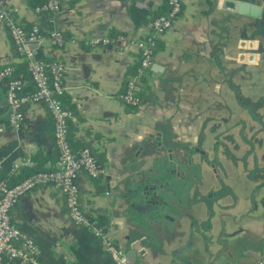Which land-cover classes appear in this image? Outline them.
<instances>
[{
	"label": "crops",
	"instance_id": "crops-1",
	"mask_svg": "<svg viewBox=\"0 0 264 264\" xmlns=\"http://www.w3.org/2000/svg\"><path fill=\"white\" fill-rule=\"evenodd\" d=\"M241 3L250 8L242 12ZM0 9L18 24L63 35L61 47L28 48L38 60L61 63L68 140L75 153L89 148L102 169L95 178L77 176L89 228L70 220L63 195L49 185L12 206V223L37 246V264H114L103 238L126 256L133 250L131 264H258L264 257V0H181L179 15L157 39L134 110L119 96L134 75L136 47L89 39L143 37L166 0H61L51 21L26 0H0ZM21 61L0 21V68ZM6 87L3 78L0 176L35 164L54 168L49 111L42 102L23 104V121L14 128Z\"/></svg>",
	"mask_w": 264,
	"mask_h": 264
},
{
	"label": "built area",
	"instance_id": "built-area-1",
	"mask_svg": "<svg viewBox=\"0 0 264 264\" xmlns=\"http://www.w3.org/2000/svg\"><path fill=\"white\" fill-rule=\"evenodd\" d=\"M61 0H43L33 9L36 13H44L48 20L59 12ZM181 11V0H166L164 12L154 15L150 20L149 31L137 39H129L118 33L115 37L99 35L89 39L91 45H106L116 43L120 46L133 44L138 52L135 73L126 82L125 89L120 93L121 101L129 106H138L140 79L146 75V70L152 63L157 39L167 31ZM0 21L7 29L17 55L26 62L28 79L31 90H26L27 80L12 77V66L7 64L0 68V80L7 78L5 99L9 106L8 122L14 128H19L23 121L21 106L28 102H42L53 120V143L57 150V160L52 169L39 170L20 181L8 185L0 179V264H37L38 249L34 240L25 236L12 223L10 209L16 201L32 189L40 185L56 188L64 198L68 217L77 226L89 228L90 220L83 212L80 204L77 176L82 171L90 178H95L102 169L97 165L89 148L83 147L76 153L73 151L67 137V120L69 110L60 103L59 97L63 93L61 85L62 65L57 60L45 64L34 58L28 46L37 47L49 43L61 47L64 43L63 35L58 30L42 31L38 24H32L28 29L20 26L6 9H0ZM24 164L27 161L23 162ZM17 166V165H15ZM103 247L114 264L129 263L125 252L110 240L103 238ZM258 264H264V257Z\"/></svg>",
	"mask_w": 264,
	"mask_h": 264
},
{
	"label": "trees",
	"instance_id": "trees-1",
	"mask_svg": "<svg viewBox=\"0 0 264 264\" xmlns=\"http://www.w3.org/2000/svg\"><path fill=\"white\" fill-rule=\"evenodd\" d=\"M26 2L28 3V5L30 7L34 8L35 6L40 5L43 2V0H26ZM162 10L163 9H159L158 10L159 12H157L155 15L164 12ZM19 25L22 26L24 29H28L32 24L19 23ZM112 34L114 35L115 33H112ZM115 36H116V34L113 37H115ZM42 62H44L45 64H48L50 62V60H46V61L44 60ZM11 66L13 68L12 73H11V76L12 77H21L23 79L27 78L28 71H27V68H26V62H25V60H23V61H21V62H19L17 64L11 65ZM136 66H137V64L135 65L134 70L136 69ZM134 73H135V71H134ZM59 100L61 101V97H59ZM61 104L65 108L70 109L69 105H66V101L65 102L64 101L63 102L61 101ZM130 109L131 110H134L135 107L134 106H130ZM67 137H68V134H67ZM69 142H70V140H69ZM34 159H36V157H34ZM35 162H36V160H35ZM39 170H43V167L40 166V165H37V164H35L33 166H26V167L24 166V167H21L20 168V170L18 171V173H17L16 176H10L9 178L0 176V179H2L3 181H5L8 185H12V184L20 181L24 177H26V176L34 173V172H37Z\"/></svg>",
	"mask_w": 264,
	"mask_h": 264
},
{
	"label": "water",
	"instance_id": "water-1",
	"mask_svg": "<svg viewBox=\"0 0 264 264\" xmlns=\"http://www.w3.org/2000/svg\"><path fill=\"white\" fill-rule=\"evenodd\" d=\"M239 7H240V10L242 11V12H245V10L249 7V6H247L246 4H243V3H241V4H239ZM250 8V7H249ZM251 10H256V13L258 12V9H251ZM252 13H253V11H252ZM133 253H134V251L132 250V251H129V254H127V257L130 259V262H133V258H132V256H133Z\"/></svg>",
	"mask_w": 264,
	"mask_h": 264
}]
</instances>
